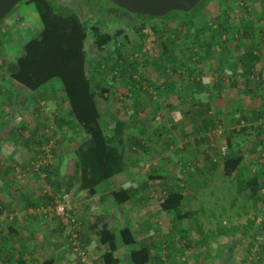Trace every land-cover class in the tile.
Segmentation results:
<instances>
[{"label":"rangeland","instance_id":"rangeland-1","mask_svg":"<svg viewBox=\"0 0 264 264\" xmlns=\"http://www.w3.org/2000/svg\"><path fill=\"white\" fill-rule=\"evenodd\" d=\"M205 1L199 3L192 10V12L188 14L173 10L169 12L167 16L172 17L171 15H173L183 18L188 17L189 19L191 17L194 20V23H185L184 27H182L183 29L187 27V30L190 28L192 30V26L195 24L197 27L203 26L206 32L216 34L214 29L210 27L209 21L218 15L220 16L221 10L222 8H225L226 3L222 6L223 4L221 5L220 3H223V1L221 0L207 1V4ZM55 2L56 5L64 10L75 11L89 30V36L86 44V49L89 51L88 65L90 69H88V73L92 78L94 85H96V82H99L100 80V82H106L105 85H113V82H116L114 85L118 86L117 83H119V79L121 78L124 80L123 76H118L120 75L119 69L118 75L112 71L103 75L99 70L97 60L100 57L101 50L95 48L94 46L95 33L93 32V27H97L100 31L108 32L113 35L114 38L109 44V51L116 48L117 44L123 43V45H125L123 49L129 48L133 50V48L137 47L138 49H134L133 51H135V54L141 58L143 55L140 54V51L143 48V45L139 44L141 40L139 39L138 30H136V24L139 22L138 20H140V18H146L142 15H137L119 7L111 0H56ZM246 3L249 4L247 6L248 9L246 10L251 9L252 12H255L252 16L255 20L256 29L257 27L264 28V0H246ZM229 4H231V2ZM234 7L235 15H244L245 11H243V7H238L240 8L238 11L236 4H234ZM9 15V20H13V23L17 22L20 17L22 20L28 18L30 20L29 23L32 24V29H30V32L25 34V36H22V39L18 40L16 43L17 45L12 48L10 45L5 47V42H7L6 38L0 40V91H2V93H6L7 97L10 99L12 98L11 100H13L9 114L10 122L0 129V173L3 172L5 174L4 179L9 181V187L12 191L17 190L14 186H18L19 182H21L20 180H26L27 177L33 179L36 184L31 187H29L30 185L27 186V189L30 188V191H33L38 196L37 198H33V201L42 202L43 198H53V204H47L46 209L56 212L55 204L57 200H60L62 202L61 204L65 205L66 212L71 216L74 212V220L81 221L82 226H84L87 220H85L86 218L82 216V212H79L82 210L81 205H83V202L80 201L79 197H83L84 195L89 197V195L85 190L81 189L79 190L82 191L81 194L76 192L73 193V190L72 192L67 191L64 188V184L60 185V183L57 182L59 179L57 178V175L53 174H56V172L62 173V171H64L62 176H69L67 171L69 169L73 170V168L77 165V159L74 152L85 140L86 133L80 127L71 129L69 126H66V121L68 122L72 116L70 114L69 104L65 99L62 84L58 79H53L34 91H25L23 89L21 92L19 89L21 88L20 84L14 83L10 75L8 63L21 53V46L23 42L34 35H37L42 24L39 23L38 13L35 6L30 3L26 4L25 0H21ZM125 15L132 16L121 17ZM31 16L35 19L34 23L37 24L33 23V18H29ZM156 21L159 26H161V29L164 30L163 23L159 20H155L154 22ZM2 22L3 19L0 21V25L3 24ZM234 23L237 24V20L234 21ZM18 24H16L15 27H21V24ZM13 34L15 35L16 33ZM125 34L127 38L125 37ZM16 37H18L17 34ZM156 39L158 41H156L154 53L148 55L152 58L160 56L162 47L159 42L160 40L165 39L164 34L159 36L158 33L156 35ZM239 41V36L236 35L234 37L232 34L229 35L228 44L232 43L234 48L237 46ZM127 52L126 53L130 55L131 52L129 50H127ZM194 56H192V58ZM138 61L140 67L139 72L144 73L142 71V63L144 61H141V59ZM184 64L186 63L184 62ZM183 70L184 72L182 73L186 74L185 78H187L190 84H192L194 76L188 73L189 71L187 70V67H184ZM149 75H151V77L156 76L150 71ZM150 89H152V87H149L147 94H142V97L149 101L146 103L147 108L145 109H150V115H147L149 116L150 121H152L151 123L154 121L155 124L156 121H159V119L153 120L154 116H156L154 115L155 110H159L157 108L158 105H161V109L163 110L165 109V105L160 103L159 99L151 96ZM118 91L119 90L114 93V98L110 97L106 100L101 98V93L98 92L100 95H98L97 100L100 104L102 113L104 112V116L110 114V112H107L108 110L119 113L121 111L120 109L124 107L125 111L128 112V105L131 103L130 98L124 97L121 90L119 93ZM250 93L252 94V91ZM260 94H263V92ZM118 96H120V98H118ZM259 96L260 95L256 93L252 95L251 98H263L262 96ZM1 97L2 95L0 94V98ZM189 105L190 104H188V106ZM255 105L257 109L260 108L257 104ZM113 106L114 109H112ZM210 106L205 107H209V110L215 113L212 108V104ZM201 107L205 108L203 106ZM249 108L251 110L248 115L252 116L254 106ZM164 117V119H166V116ZM161 118H163V116ZM243 118L244 117L241 115H237L236 119H230L229 122L232 124V127L230 123H226L227 121L225 122L223 119L225 124L224 122L222 123V125L224 124L223 132L216 135V147L212 148L207 145V147L210 148L209 150L212 158L216 160L215 162H218L215 164L216 173L214 174V178L213 180L209 178L212 181L207 184L205 188L201 189V187H199L198 190L196 189L197 192L195 194L192 193V195L189 193L188 197H185L180 210L181 217L177 219L174 212L169 214L164 210V212H160L159 209L157 210L158 214L154 216H144L142 213L137 215L135 212H140L139 208H130L129 204L120 207L121 211L128 214L130 217L127 221L122 223L120 222L122 227L127 225L133 228L134 225L137 226L138 224L137 227H134L136 232L137 229L144 226L160 227L161 225H165L166 228H170L171 240H166V243L168 244L173 240L174 246L172 247L173 243H171L170 247L172 248L169 252V258H167V264H246V259L250 256L248 254V249L251 250L254 248L249 244L251 242H253V244L259 243L255 239L256 236L258 240L264 241V235H260L255 232L258 231L262 233L264 231V186L262 185L264 184V164L260 161L262 151L261 145L258 144L257 147L253 146L256 139L254 130L249 128L253 134L252 136L250 134H242L241 136L233 134L232 136L233 148L235 150H240L241 154L244 155L241 174L237 177H231L223 174L222 160H220L221 157L218 158L219 146L224 144L227 137L230 136V131L233 128H235V130H240L242 125L249 127L251 125L262 124L264 122V118L262 120H260V118L243 120ZM103 120L106 123L105 125L108 133L113 134V125H110L111 123L113 124L112 118L107 119L105 117ZM34 131L36 133H33ZM33 134H35V137H33ZM124 137H127V135ZM226 142L228 143V140ZM163 146L164 144L160 140H157L153 148L161 149ZM188 154H191V152ZM132 155L137 157V154L133 153ZM148 157L149 156L147 154L142 152L139 153L138 158L143 159L142 161L144 162V165L143 163L140 165L141 168L150 169L151 166L154 165L153 161L148 160ZM189 160L192 161V157H190V159L187 157L184 159V162H189ZM138 162L139 161H137V164ZM194 164H196V161ZM45 168L49 169L45 170ZM196 170L197 169H195V171ZM256 171L260 174L259 194L262 193V195L258 197L256 194L255 199L247 198V195L244 192H238L237 185L239 182H244L252 175V173H255ZM185 173L188 174L187 171H185ZM177 175H174V178H177ZM143 180L144 179H141L140 182ZM52 181H56L57 183H53ZM152 182V187L148 189V199L151 202H157L160 204L165 198L166 190L173 188L174 186L172 183H166V186H161L162 184L160 185L159 183L160 180H152ZM1 184L3 183H1L0 177V186ZM6 186L7 185H5V187ZM193 188V186L189 187L188 191L192 192ZM142 189H145V185L142 186ZM35 191H38L39 193ZM1 205L2 203L0 202V206ZM114 207V204L110 206L109 202H102L100 204V208L96 212L102 213L104 216L107 213L111 215L113 214ZM40 208H42V206ZM90 213L92 212L90 211ZM93 213H95V211ZM55 215L60 218L62 223L64 222L60 215L57 213ZM254 217H256L255 224L248 230V226L245 225L248 224L249 220ZM0 219L4 222V228L8 229L9 222L2 217H0ZM68 222L73 223L72 221ZM63 224L65 225V223ZM178 225L185 227L187 232L184 230H176L173 232L177 229ZM172 226L174 227V230ZM234 226L237 227L238 230H236ZM117 227H119V225H117ZM239 229H242V231ZM8 232L14 233V230ZM154 233L156 235V232ZM65 234L67 240L69 241L68 243H70V237L68 235L69 229L67 231L65 230ZM181 235H185V237L181 238ZM145 237L148 238V235ZM5 240L7 242L9 239L8 237L3 236V233L1 232L0 241ZM140 244L149 246L153 257H155V254L157 256L161 254L159 251L161 241H159L158 238H156V241L153 244L150 243L151 246L148 241H141ZM119 246H121V250L124 249V245L122 243ZM69 247L74 256L73 260L76 262L75 258H77L78 255L72 250L71 243L69 244ZM1 253L2 252H0V254ZM89 256L90 255L87 253V260ZM122 257L125 258L126 255L123 254ZM73 260L72 262H74ZM153 260L155 261L154 258ZM0 264H6L1 257Z\"/></svg>","mask_w":264,"mask_h":264},{"label":"crops","instance_id":"crops-1","mask_svg":"<svg viewBox=\"0 0 264 264\" xmlns=\"http://www.w3.org/2000/svg\"><path fill=\"white\" fill-rule=\"evenodd\" d=\"M9 17L10 15L5 17L2 22L3 24L0 25V40L6 38L5 47L10 45L12 48L17 45V41L22 39V36L30 32L32 24L29 23L30 20L28 18L22 20L21 17L18 18L17 22L13 23L14 21L9 20ZM29 18L32 19L33 17ZM157 20L163 23L165 35L168 37L164 41V45L161 46L162 49L159 57L152 58L147 56L144 58L142 70L144 73L142 74H144V77L146 76V80H150L149 85H153L156 89H150V92H156L155 95H158L156 98H159L160 103L165 105L164 112L172 123L166 119L164 121L165 127L157 122L154 124V121L151 123L152 121H150L147 115H150V109H145L147 108L146 103L149 101L142 97V94H147V91L143 89L144 87L140 89L137 95V91L135 94V91L127 89L130 86L136 90L135 87L124 84L121 78L119 79V83H117L118 86L114 85L116 82H113V85H105L106 82H101V87L105 88L104 92L101 91L103 92L101 98H105V100L110 97L114 98V93L117 90H121L124 97L130 98L131 103L128 105V112L125 111L124 107L120 109L119 113L111 110L107 111L110 114L106 115L105 113L106 116H104V112L102 113L103 119L105 117L107 119L112 118L113 124L111 123L110 125H113V134L119 136L116 142L123 150L125 158L124 170L113 176L110 180L101 183L97 187L95 195L79 197L80 201L83 202V205H81L82 210L79 212H82V216L86 218V224L88 222L80 232L81 240L87 248L88 255H90L87 264H102L99 257L106 249L104 245L99 244L96 229L107 225L110 230L118 231L122 227L120 222H125L130 218L128 214L121 211V206L112 198V190L122 187L131 189L132 197L125 205L129 204L130 208H139L140 212H135L137 215L142 213L144 216H154L158 214V209L160 212L164 211L160 209V204L151 202L148 199V189L152 187V180H160L161 186H166V183H172L176 190H181L185 194V197H188L189 193L195 194L197 192L196 189L198 190L199 187L201 189L205 188L213 180L216 173L215 161L212 156L209 158L207 153L206 155L204 154L206 150L205 141L200 145H195L194 143H189V140L184 138L185 134L199 133L195 131L193 123L191 125L190 121L185 120L184 116L181 115L183 110H190L184 107L186 100L196 103L194 106L199 111L202 106L199 103H211L216 116L221 120L227 121L226 123H230V119H236L237 115L248 114L251 110L249 107L251 106H254L253 110L257 109L255 104L260 106L259 110H263L264 112V86L258 87L259 82H255L256 80H254L253 75L249 76L247 74L242 45H240L241 47L237 45L234 48L232 43L228 44V41L222 43L217 34L206 32L203 26L197 27L194 24L192 30H187V27L183 29L182 27H184L185 23H194L191 17L190 19L188 17H167ZM32 21L34 23L35 19L33 18ZM18 23L21 24V27H15ZM39 23H41L40 19ZM13 33H16L18 37ZM134 49L137 50L138 48L135 47ZM192 56L194 57L192 58ZM183 66L187 67L188 73L194 76L192 84L185 78L186 74L182 73L185 70H183ZM129 68L128 74L135 69ZM256 69L263 76L261 78H264V56L258 59ZM149 71L153 72L156 76L151 77ZM137 88H139V85ZM251 91L252 94L250 93ZM262 92L263 94H260ZM256 93L260 95L259 97L262 96L263 98H251ZM107 108L109 109L108 106ZM112 109H114V106ZM201 118H203V115L194 117L195 121L193 122L197 125ZM263 118L264 114L260 117V120ZM121 119L123 123L117 124L118 120L120 121ZM103 123L106 124L104 120ZM181 123L185 127L180 126ZM261 125L264 126V122ZM126 135L127 137H124ZM263 136V144H260L262 147L260 161L264 164ZM157 140H160L164 144L161 149L153 148ZM189 148H191L189 151L191 154H188ZM207 151L210 152L209 149ZM140 152L147 154L149 156L148 160L153 161L154 165L150 169L140 167L142 163L144 165L143 159L138 158ZM133 153L137 154V157L132 155ZM187 157L189 159L192 157V161L184 162V159ZM137 161H139L138 164ZM195 161L196 164H194ZM188 165L192 166L193 173H185ZM75 168L67 171L69 173L67 177L62 176L64 171L62 173L56 172L53 175H57V178H59L57 182L60 185L64 184V188L67 191L72 192L73 190V193L81 194L82 191H79L78 183L71 179ZM195 169L197 170L195 171ZM174 175H177V178H174ZM0 177L1 183H3L0 186V202L2 203L0 206V217L9 222L7 229L4 228V222L0 219V232L9 239L7 242L6 240L0 241V252H2L0 257L4 262L6 264H18L19 260L23 259L26 264H41L46 260L52 259L51 264H86L81 262L78 256V259L75 258L76 262L73 260L74 256L65 234L66 225L55 215V211L46 209L47 204H53V198H43L42 202L33 201V198H37L38 196L33 191H30V188L27 189V186L30 185L29 187H31L36 184L31 178L27 177L26 180H20L19 185L14 186L17 190L12 191L9 187V181L4 179L5 174L3 172L0 173ZM141 179L144 180L140 182ZM5 185H7V188ZM143 185H145V189H142ZM191 186L194 187L192 192L188 191V188ZM35 192L39 193L38 191ZM145 199L148 200L146 201ZM102 202H109L110 206L115 205L113 214L109 215L107 213L104 216L102 213L96 212ZM94 211L95 213H93ZM137 226L134 225V227ZM134 227L132 230L139 242L148 241L149 244H153L156 238L161 241L159 249L161 254L158 256L155 254V257L152 255L155 261L152 258L151 264H167L170 249L174 246L173 240L168 244L166 243V240L168 241L171 237L170 228H166L165 225H161L160 227L144 226L137 229L136 232ZM12 230H14V233L8 232ZM176 230L187 232L182 225H178L177 229L173 232ZM154 232H156V235ZM146 235H148V238L145 237ZM171 243H173L172 247H170ZM123 248L121 250V246H119L116 253L121 259L122 264H131L130 250L134 246L124 245ZM123 254L127 258H123Z\"/></svg>","mask_w":264,"mask_h":264},{"label":"trees","instance_id":"trees-1","mask_svg":"<svg viewBox=\"0 0 264 264\" xmlns=\"http://www.w3.org/2000/svg\"><path fill=\"white\" fill-rule=\"evenodd\" d=\"M55 1L25 0L26 4L30 3L35 6L42 26L37 35H34L25 41L21 53L8 63V68L10 69V75L14 83L20 84L21 88L19 89L21 92L23 89L25 91H34L53 79H58L60 81L65 99L69 104L70 114L72 116L68 122L65 119L66 126H69L71 129L80 127L86 133L85 140L74 152L77 159V165L71 179L77 182L79 188L81 190H85L88 195H95L97 192L96 189L101 183L110 180L113 176L124 170L125 158L122 148L116 142L119 136L117 134L108 133L107 128L103 123V114L97 97L99 95L98 92H104L105 88L101 87V82H97L96 85H94V82L88 73V69H90L88 65L89 51L86 49V44L89 36V30L75 11L64 10L56 5ZM207 1L210 2L211 0H206L205 3ZM221 1H223V3L220 4H223L222 6H224L226 3V6L225 8H222L220 16L218 15L217 17L210 19V27L213 28L214 32L218 35V37H220L222 43L229 41L228 39L230 34L234 37L236 35L239 36L240 41L237 45L238 47H241L240 45L243 46V59H245L244 65L247 69L246 72L249 76L253 75L254 80H256L255 82H259L258 87L262 85L264 86V78H261L263 76H261V73H259L256 69L258 59L261 56H264V28L257 27L256 29L255 20L252 16L255 12H252L251 9L246 10L249 5L248 3H245L246 0ZM230 2L231 4H229ZM234 4L237 5V8L243 7V11H245L244 15H235ZM238 10H240V8H238L237 11ZM181 12L188 14L192 12V10ZM135 14L142 15L139 13ZM142 16L146 19L140 18V20H138L139 22L136 24V30H138L139 39L141 40L139 44H143L147 35L142 32V29L148 24H152L156 35L158 33L159 36L164 34L165 39L160 40L159 42L160 46L164 45V41L167 40L168 36L165 35V30L161 29L158 22L154 21L170 16ZM171 16L172 17L170 18H183L180 16ZM236 20L238 22L237 24L234 23ZM214 25L216 26L214 27ZM93 32L95 33L94 46L95 48L101 50L100 57L97 60L100 72L104 75L110 71L119 69L120 77H124V84L133 85L136 90L130 86L127 89L135 91V94L137 91L138 95L140 89L144 87L143 80L147 79L139 72L138 60L140 57L135 55V51L132 49H123L125 47L123 43L117 44L116 48L109 51V44L114 38L113 35L108 32L100 31L97 27H93ZM125 37L127 38L126 34ZM127 50L131 52L130 55L127 54ZM148 55L149 54L145 53L141 56V61H144V58ZM129 67L135 69L128 74L130 71ZM137 84L139 85V88H137ZM149 87L155 89L153 86L148 84L147 80V87H144L143 89L148 92ZM103 92H101V95ZM0 94L2 95L0 98L1 129L10 122L9 114L13 100H11L12 98H8L6 93H2V91H0ZM157 96L158 95H156V97ZM188 101L189 100L184 102V107L186 109L189 108L190 110H183L181 115L184 116L185 120H189L190 124L193 123L195 131L199 133L185 134L184 138L189 140V143H194L195 145H200L205 141L206 150L210 149L209 147H216V135L213 131L219 125L223 127L226 121L224 122L218 118L215 113L209 110L211 108V103H199V105H202L203 107L210 106V108L201 107L199 111L194 106L196 103ZM188 104L190 105L188 106ZM157 108L160 110L161 105H158ZM159 110H155L154 115L156 116H154V120L157 119L159 113H163V118H159V121L156 122L165 127L164 116H166V114L164 109ZM263 114V110H259L258 108L257 110H254L252 116L244 114L242 117H244L243 120L251 118L259 119ZM199 115H203V118L200 120L198 119L199 124L196 125L195 122H193L195 121L194 117H198ZM166 120L170 122L167 117ZM223 122L224 124L222 125ZM119 123L122 124L123 120H118L117 124ZM180 126L184 125L181 123ZM241 127L242 128L240 130H235V128H233L230 131V136L227 137L228 153L223 157H221L220 154L218 155V158L221 157L220 160H222L223 174L231 177H237L241 174L242 163L244 161V155L241 154L240 150H235L233 148V134L238 136H241L242 134H250L252 136L253 134L249 130V128H252L256 136L255 144L253 146L257 147L258 144H263L262 135H264V127L261 124L251 125L249 127L242 125ZM33 133L36 132L34 131ZM33 137H35V134H33ZM207 145L209 147H207ZM190 149L191 148L188 149V153ZM206 150L204 154L206 155L207 153L210 158L212 156L211 152H206ZM218 153L220 152L218 151ZM217 163L218 162H215V164ZM48 169L49 168H45V170ZM186 170L188 173H193L191 165H188ZM259 176V172L256 171L255 173H252V175L244 182H239L237 185L238 192H244L247 195V198L255 199L256 194L260 197L262 193L259 194ZM52 182L54 183L56 181ZM262 185L264 186V184ZM111 195L118 205L122 207L131 199L132 190L126 187L117 188L112 190ZM184 199L185 194L181 190H176L174 187L169 188L166 190L165 198L160 203V209L169 214L174 212L176 218L178 219L181 217L180 210ZM27 204L30 205L29 203ZM72 216L75 217L74 212L72 213ZM255 219L256 217L249 220V223L245 225L248 226V230L254 226ZM82 228L83 226L81 224V228L77 231L79 235L77 240H80L79 246L82 250H84L86 258L83 260L81 255H77L83 263L87 264L89 262V258L87 260L88 251L80 237ZM235 229L238 230L237 227H235ZM67 230L68 229L66 228V231ZM239 230L242 231V229ZM255 232L260 235H264V231L262 233L258 231ZM96 233L98 236L97 238L99 239V244L106 247L99 257L102 264H122L121 259L116 253L121 243L123 245L134 246V248H131L130 250L131 264L152 263V253L150 247L140 244L137 236L134 234V231L130 226L126 225L121 227L118 231H113L110 230L107 225H103L96 229ZM68 235L71 237L72 233L69 231ZM181 238H184V235H182ZM255 239L259 243L253 244V242H251L249 244L254 248L251 250L248 249V254L250 256L246 259V264H264V241L258 240L257 236ZM70 243L73 250L72 240H70ZM74 253L77 252L74 251ZM52 261V259H49L41 264H51ZM18 264L26 263L25 260L20 259Z\"/></svg>","mask_w":264,"mask_h":264},{"label":"water","instance_id":"water-1","mask_svg":"<svg viewBox=\"0 0 264 264\" xmlns=\"http://www.w3.org/2000/svg\"><path fill=\"white\" fill-rule=\"evenodd\" d=\"M21 0H0V21L12 12ZM132 13L163 17L173 10L191 11L203 0H111Z\"/></svg>","mask_w":264,"mask_h":264},{"label":"built area","instance_id":"built-area-1","mask_svg":"<svg viewBox=\"0 0 264 264\" xmlns=\"http://www.w3.org/2000/svg\"><path fill=\"white\" fill-rule=\"evenodd\" d=\"M215 26L216 25H214V27ZM142 32L146 33L147 35H146V37L144 39V42L142 44L143 48L141 49L140 54H142V55H144L145 53L146 54H153L154 50H155V44H156L157 39H156L155 30L153 29L152 24H148L147 26H145L142 29ZM135 55H137V54H135ZM112 72L117 73V75H118V69H115ZM143 84H144V87H147V80H143ZM155 93H156L155 91L151 92V96L154 97V98H156ZM161 117H162V114L159 113V115L157 116V119H159ZM222 132H223V127L221 125H219L213 131V133L215 135L221 134ZM219 152H220L219 154H220L221 157L225 156L228 153V145H227L226 141L224 142V144L219 146ZM61 203L62 202L60 200L56 201V204H55L56 213L61 216V218L63 219V221L66 224L67 228L72 233V235L70 237V240H72L73 250L75 252H77L76 254L81 255L82 259L84 260L86 258V254H85L84 250H82L80 248L79 241L77 240V238L79 236L77 231L81 228V221L74 220L73 216H71L69 213L66 212L65 205L61 204ZM68 221H72L73 223H69Z\"/></svg>","mask_w":264,"mask_h":264},{"label":"flooded vegetation","instance_id":"flooded-vegetation-1","mask_svg":"<svg viewBox=\"0 0 264 264\" xmlns=\"http://www.w3.org/2000/svg\"><path fill=\"white\" fill-rule=\"evenodd\" d=\"M7 16H8V15H7ZM7 16H6V17H7ZM129 16H132V15H125V16H121V17H129Z\"/></svg>","mask_w":264,"mask_h":264}]
</instances>
